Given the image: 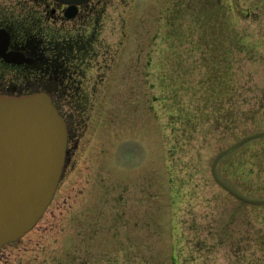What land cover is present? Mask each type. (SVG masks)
<instances>
[{
    "label": "rangeland",
    "instance_id": "374dc122",
    "mask_svg": "<svg viewBox=\"0 0 264 264\" xmlns=\"http://www.w3.org/2000/svg\"><path fill=\"white\" fill-rule=\"evenodd\" d=\"M124 1L78 149L0 264H264V203L211 170L264 131V0ZM215 171L263 200L264 135Z\"/></svg>",
    "mask_w": 264,
    "mask_h": 264
},
{
    "label": "flooded vegetation",
    "instance_id": "af4514ba",
    "mask_svg": "<svg viewBox=\"0 0 264 264\" xmlns=\"http://www.w3.org/2000/svg\"><path fill=\"white\" fill-rule=\"evenodd\" d=\"M122 1L0 0V96L51 100L67 127L65 167L79 146L81 105L90 101L86 70L106 67V41L118 39L114 21L126 12Z\"/></svg>",
    "mask_w": 264,
    "mask_h": 264
},
{
    "label": "water",
    "instance_id": "95a60500",
    "mask_svg": "<svg viewBox=\"0 0 264 264\" xmlns=\"http://www.w3.org/2000/svg\"><path fill=\"white\" fill-rule=\"evenodd\" d=\"M82 2L85 0H60ZM263 132L245 136L217 154L211 166L214 179L236 198L216 174L218 159ZM67 154V127L57 107L43 93L0 96V247L18 240L43 215L62 177Z\"/></svg>",
    "mask_w": 264,
    "mask_h": 264
}]
</instances>
